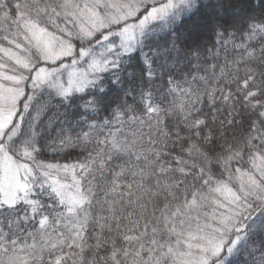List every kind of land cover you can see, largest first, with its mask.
Segmentation results:
<instances>
[{"label": "snow or ice", "instance_id": "snow-or-ice-1", "mask_svg": "<svg viewBox=\"0 0 264 264\" xmlns=\"http://www.w3.org/2000/svg\"><path fill=\"white\" fill-rule=\"evenodd\" d=\"M0 264H264V0H0Z\"/></svg>", "mask_w": 264, "mask_h": 264}, {"label": "trees", "instance_id": "trees-1", "mask_svg": "<svg viewBox=\"0 0 264 264\" xmlns=\"http://www.w3.org/2000/svg\"><path fill=\"white\" fill-rule=\"evenodd\" d=\"M80 149L76 148H67L65 149V151L63 153L57 154L55 156H53L52 154H49L48 159L52 162H56L59 161L61 163L64 162H72L73 160H75L77 158V156L79 155Z\"/></svg>", "mask_w": 264, "mask_h": 264}]
</instances>
